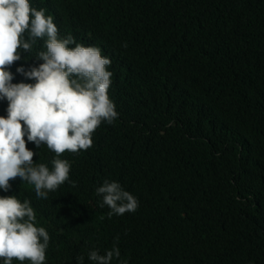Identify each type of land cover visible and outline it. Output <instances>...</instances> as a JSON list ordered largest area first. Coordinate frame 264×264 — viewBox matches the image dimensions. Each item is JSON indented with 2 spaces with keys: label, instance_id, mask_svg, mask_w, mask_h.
Segmentation results:
<instances>
[{
  "label": "trees",
  "instance_id": "obj_1",
  "mask_svg": "<svg viewBox=\"0 0 264 264\" xmlns=\"http://www.w3.org/2000/svg\"><path fill=\"white\" fill-rule=\"evenodd\" d=\"M0 264H264V0H0Z\"/></svg>",
  "mask_w": 264,
  "mask_h": 264
}]
</instances>
